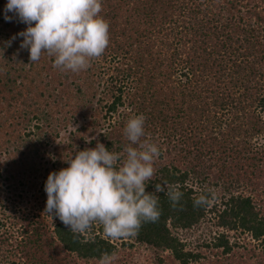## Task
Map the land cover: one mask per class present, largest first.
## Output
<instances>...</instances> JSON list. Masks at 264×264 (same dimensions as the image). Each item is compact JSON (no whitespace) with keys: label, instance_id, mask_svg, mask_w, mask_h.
<instances>
[{"label":"trees","instance_id":"1","mask_svg":"<svg viewBox=\"0 0 264 264\" xmlns=\"http://www.w3.org/2000/svg\"><path fill=\"white\" fill-rule=\"evenodd\" d=\"M6 4L0 264H100L105 252L133 264L117 258L134 245L148 253L138 264H264V0H102L109 45L79 72L46 54L29 65L17 36L27 26L5 21ZM141 114L161 152L148 191L178 185L182 210L156 193L159 220L120 239L44 213L49 173L97 140L123 156L124 127ZM202 194L209 203L194 207Z\"/></svg>","mask_w":264,"mask_h":264},{"label":"clouds","instance_id":"2","mask_svg":"<svg viewBox=\"0 0 264 264\" xmlns=\"http://www.w3.org/2000/svg\"><path fill=\"white\" fill-rule=\"evenodd\" d=\"M101 12L102 0H7L4 19L16 18L27 26L17 36L23 38L20 47L29 52V65L46 54L55 58L54 67L79 72L109 45V23ZM145 122L143 114L128 120L123 131L129 144L123 156L97 140L94 148L78 151L65 161L68 167L49 173L44 213L74 233L89 231L98 223L109 238L120 239L135 237L143 224L159 220L156 193L164 192L171 206L182 210L178 185L158 184L155 191H148L161 152L146 138ZM207 203V195L202 194L194 207ZM115 259V252H105L100 264Z\"/></svg>","mask_w":264,"mask_h":264},{"label":"rangeland","instance_id":"3","mask_svg":"<svg viewBox=\"0 0 264 264\" xmlns=\"http://www.w3.org/2000/svg\"><path fill=\"white\" fill-rule=\"evenodd\" d=\"M85 119H87V118H84V119L79 118V121L76 122L75 124L68 125L66 127V130L64 131L65 134L68 135L69 131H71L72 129L77 128L80 123L85 122ZM61 135H63V133H61ZM243 238H245L246 241L249 240L248 237H243ZM123 251H125V252H123ZM119 253L120 254H119L118 258H117L118 260L121 259L122 256L126 255V256L129 257V261H131L133 264H135L136 262L138 264L140 261L143 262L144 259L146 257H148V253L146 251L144 252V250L140 246H137V245H134L132 249L120 250Z\"/></svg>","mask_w":264,"mask_h":264}]
</instances>
